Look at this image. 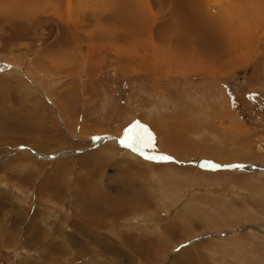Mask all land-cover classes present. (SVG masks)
Returning <instances> with one entry per match:
<instances>
[{"label":"rangeland","instance_id":"rangeland-1","mask_svg":"<svg viewBox=\"0 0 264 264\" xmlns=\"http://www.w3.org/2000/svg\"><path fill=\"white\" fill-rule=\"evenodd\" d=\"M164 1L0 0V264H264V0Z\"/></svg>","mask_w":264,"mask_h":264},{"label":"crops","instance_id":"crops-1","mask_svg":"<svg viewBox=\"0 0 264 264\" xmlns=\"http://www.w3.org/2000/svg\"><path fill=\"white\" fill-rule=\"evenodd\" d=\"M170 65V64H169ZM169 73V72H168ZM165 75H166V72H164L163 73V78L165 77ZM160 77V76H159ZM160 105V104H159ZM35 107V106H34ZM14 111H15V108L13 109ZM14 111H12V113L14 112ZM44 111V109H42L41 111L39 110V109H37V108H33L32 110H30L29 111V109H28V111H25V114L27 113V115H29V118L28 119H30V120H36L37 121V123L38 124H40V123H42V122H45L46 120H47V117H46V112H45V114H43L42 112ZM21 111H17V113L15 114L16 115V117H15V119H16V121H23L24 120V122L27 120H25V119H21V118H18L17 117V114H19ZM24 112V111H23ZM158 112H160V110L158 109ZM164 115H165V113H163ZM15 115H13V116H15ZM163 115V116H164ZM159 122L161 123V120L159 119ZM33 128V127H32ZM50 128V125L48 126V129ZM141 128V130H142V134H141V139H142V141H141V144H143L144 146L146 145V147L145 148H147L148 146H149V144H150V136H148L149 135V132H148V129L149 128H152L151 126H149V125H147V127H146V125H144V126H141L140 127ZM154 129V128H153ZM152 131V130H151ZM159 131V130H158ZM145 132H147V135H146V133ZM153 138L152 139H157V137H159V139H158V141H153V144H159V145H163V147H164V145H165V143L167 142V141H172L173 142V139H175V137H173V136H169L168 134H166L165 132H166V129H164V130H160V132H157L156 131V129H154L153 131ZM159 133H161V135L159 134ZM46 134L47 133H44V136H46ZM144 134H145V137H144ZM112 135V134H111ZM130 135H131V131H130V133L128 134V137H130ZM172 137V138H171ZM190 145H191V147H190ZM193 147L195 148V149H193ZM203 147H204V145H200V144H198V146H197V148L194 146V143H193V141H191V143H187V144H184V145H181V148L185 151V153H191V152H193L194 150H196V152H197V155H203L204 154V149H203ZM210 150V149H209ZM158 151H162V150H158ZM209 152V151H208ZM161 156H164V157H166V156H168V157H171V156H169V155H166V154H163L162 153V155ZM198 157V156H197ZM214 157H216V156H213V155H209L208 157H207V155H205V157H198L199 159L197 160V161H199L200 159H203V158H208V159H210L211 161H213V162H219L218 160H216V158H218V157H216V158H214ZM196 157H193V159H195ZM169 161H175L176 162V160L174 159V158H170V159H168ZM236 162H245V161H243V160H238V161H236ZM187 163V162H186ZM226 163H228V162H226ZM258 165L259 164H261V165H263L264 166V163H257ZM260 165V166H261ZM205 171V170H204ZM207 173H213V172H207Z\"/></svg>","mask_w":264,"mask_h":264},{"label":"water","instance_id":"water-1","mask_svg":"<svg viewBox=\"0 0 264 264\" xmlns=\"http://www.w3.org/2000/svg\"><path fill=\"white\" fill-rule=\"evenodd\" d=\"M106 137H109V136H106ZM105 136H104V139L106 138ZM100 138V137H99ZM112 138H114V139H116L117 140V142L118 143H120V144H122V145H124V146H126V147H130V145H128L127 143H122V141L123 142H125L123 139H121L120 137H112ZM98 139V137H96V138H94V140H97ZM96 142H98V141H96ZM140 152H143V153H145L146 155H148L149 153L148 152H146V151H143V150H139ZM152 155V154H151ZM53 157V156H52ZM152 159H156V157H154V156H150ZM164 159L165 158H161L160 159V161H164ZM195 164H197V165H199V166H201V167H209V166H207V164H206V162H204L203 161V163L201 164H198V163H195ZM231 167H234V166H231ZM236 168H238V169H241V170H243V169H247V170H249V169H251V170H263L264 168L262 167V166H260V165H257V164H251V165H249V164H239V165H236L235 166ZM210 168V167H209Z\"/></svg>","mask_w":264,"mask_h":264},{"label":"bare ground","instance_id":"bare-ground-1","mask_svg":"<svg viewBox=\"0 0 264 264\" xmlns=\"http://www.w3.org/2000/svg\"><path fill=\"white\" fill-rule=\"evenodd\" d=\"M163 1H164V0H163ZM192 1H193V0H192ZM164 2H165V1H164ZM186 2H187V4H188L189 6L191 5V3H190L191 0H188V1H186ZM189 3H190V4H189ZM192 4H193V3H192ZM263 4H264V3H263ZM56 5H57V4H56ZM259 5H262V4H259ZM214 6H216V5H214ZM262 6H263V5H262ZM262 6H261V8H262ZM58 7H59V6H58ZM226 8H227V7H226ZM255 8H256V7H255ZM257 8H258V7H257ZM259 8H260V7H259ZM222 9H223V8H222ZM229 10L231 11V9H229ZM170 11H171V10H170ZM227 11H228V9H227ZM230 11H229V12H230ZM252 11H253V10H252ZM254 11H255V10H254ZM263 11H264V10H263ZM263 11H260L259 14H260L261 12H263ZM171 12H172V11H171ZM177 12H178V11H177ZM180 12H181V11H180ZM231 12H232V11H231ZM256 12H257V11H256ZM166 13H167V12H166ZM181 13L184 14V17L187 16V17L185 18L186 20L188 19L187 21H191V19H192V18H191L192 15H191L190 13H184V12H181ZM211 13H212V11H211ZM246 13H247V12H246ZM250 13H251V12H250ZM252 13H253V12H252ZM216 14H217V13H216ZM227 14H228V13H227ZM227 14H226V15H227ZM230 14H231V13H230ZM230 14H229V15H230ZM257 14H258V13H257ZM262 14H263V13H262ZM181 15H182V14H181ZM181 15H180V16H181ZM223 15H224V14H223ZM251 15H252V14H251ZM255 15H256V14H255ZM178 16H179V15H178ZM204 16H205V15H204ZM224 16H225V15H224ZM249 16H250V14H249ZM172 17H173V15H172ZM182 17H183V16H182ZM246 17H247V16H246ZM173 18H174V17H173ZM173 18H172V19H173ZM175 18H176V17H175ZM196 18H197V17H196ZM196 18H195V20H197ZM201 18H204L203 15H201ZM193 19H194V18H193ZM214 19H215V18H214ZM206 20H207V19H206ZM234 20H235V19H234ZM236 20H237V19H236ZM244 20H245V19H244ZM251 20H252V19H251ZM173 21H174V20H173ZM178 21H180V20H178ZM193 21H194V20H193ZM204 21H205V20H204ZM212 21H214V20L212 19ZM171 22H172V21H171ZM200 22H201V21H200ZM239 22H240V21H239ZM174 23H175V21H174ZM176 23H177V22H176ZM179 23H180V22H179ZM190 23H191V22H190ZM195 23H196V22H195ZM241 23H244V22H241ZM245 23H246V22H245ZM257 23H258V22H257ZM252 24H253V23H252ZM210 25H211V24H210ZM212 25H213V24H212ZM243 25H244V24H243ZM247 25H248V23H247ZM247 25H246V26H247ZM214 27H215V26H214ZM247 27H248V26H247ZM252 27H253V26H252ZM248 28H249V27H248ZM212 29H213V28H212ZM242 29H244V28H242ZM209 30H210V29H209ZM201 32H202V31H201ZM232 33H233V32H232ZM244 33H245V31H244ZM238 34H239V33H237V35H238ZM238 36H239V35H238ZM229 37H230V36H229ZM233 37H234V36H233ZM236 37H237V36H236ZM240 37H241V36H240ZM240 37H238V38L240 39ZM208 38H209V37H208ZM238 38H237V39H238ZM219 40H220V39H219ZM240 40H241V39H240ZM211 41H212V40H211ZM214 42H215V41H214ZM232 49H233V48H232ZM215 50H216V49H215ZM211 61H212V60H211ZM112 137H114V136H113V135H109V137H106V138L104 139V141L114 140V138H112ZM99 143H103V142H102V141H98V142L96 143V145H98ZM92 144H94V143L92 142ZM174 144H175V143H174ZM161 157H164V156H161Z\"/></svg>","mask_w":264,"mask_h":264},{"label":"snow or ice","instance_id":"snow-or-ice-1","mask_svg":"<svg viewBox=\"0 0 264 264\" xmlns=\"http://www.w3.org/2000/svg\"><path fill=\"white\" fill-rule=\"evenodd\" d=\"M122 143H126V142H123V141H122Z\"/></svg>","mask_w":264,"mask_h":264}]
</instances>
